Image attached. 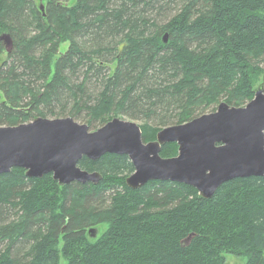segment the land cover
I'll use <instances>...</instances> for the list:
<instances>
[{
  "label": "trees",
  "instance_id": "obj_1",
  "mask_svg": "<svg viewBox=\"0 0 264 264\" xmlns=\"http://www.w3.org/2000/svg\"><path fill=\"white\" fill-rule=\"evenodd\" d=\"M69 1L0 0V33L12 39L0 59V125L84 112L88 126H101L124 114L143 121L146 142L219 99L238 107L253 97L264 0ZM90 82L102 86L95 97ZM159 154L176 155L177 144ZM78 166L101 178L60 186L50 173L0 174V264H225V253L264 264V175L230 179L204 198L170 180L128 187L125 154ZM100 223L108 227L90 237Z\"/></svg>",
  "mask_w": 264,
  "mask_h": 264
},
{
  "label": "water",
  "instance_id": "obj_2",
  "mask_svg": "<svg viewBox=\"0 0 264 264\" xmlns=\"http://www.w3.org/2000/svg\"><path fill=\"white\" fill-rule=\"evenodd\" d=\"M0 40L10 52L9 34L1 33ZM141 134L134 121L118 117L92 130L69 116H39L26 123L0 125V174L19 167L28 177L50 173L60 186L70 181L97 183L100 173L81 169L79 160L125 154L134 168L125 178L128 187L170 180L191 185L209 198L225 181L264 175V73L243 106L220 101L213 111L162 127L154 140L143 142ZM166 142L177 144L176 155L160 156ZM94 232L95 227L88 229L92 238Z\"/></svg>",
  "mask_w": 264,
  "mask_h": 264
},
{
  "label": "rangeland",
  "instance_id": "obj_3",
  "mask_svg": "<svg viewBox=\"0 0 264 264\" xmlns=\"http://www.w3.org/2000/svg\"><path fill=\"white\" fill-rule=\"evenodd\" d=\"M74 2L75 0H70L69 2ZM43 10V9H42ZM168 14L169 13H166L165 14V18H166V16H168ZM152 16V15H151ZM169 17V16H168ZM167 17V18H168ZM159 20H156V21H158V22H162L163 21V19H160V17L158 18ZM1 34V33H0ZM68 47V42L66 41V42H63V43H61V46H60V48H61V51H64L65 50V48H67ZM5 56H6V52L3 50L1 53H0V58L1 59H3V58H5ZM55 58H56V56L54 57V59L52 60V63L54 62V60H55ZM263 68H264V65H263ZM263 73L264 72H262L261 74H259L256 78H255V80H254V86L253 87H257L258 86V84L262 81V75H263ZM80 80V79H79ZM92 82H90V83H86V85H85V88H86V92L88 93V94H91V96H94V95H96L97 94V92H99L100 90H101V88H102V86L101 85H99V86H95V85H93V84H91ZM95 97V96H94ZM3 98V95H2V93L0 92V100ZM220 101L221 100H223V98L222 99H219ZM219 102V101H218ZM72 101L71 100H68L67 101V103H66V107L67 108H70L71 106H72ZM217 105V104H216ZM216 105H213V107L214 108H216ZM244 105V104H243ZM213 107H210V109L211 108H213ZM56 109V108H55ZM210 109L208 108V109H206V112H209L210 111ZM215 110V109H214ZM63 114H65V113H63ZM45 117H47V118H53L55 115H50V114H46V115H44ZM58 116V115H57ZM62 116V115H61ZM37 117V116H36ZM36 117H34V118H36ZM73 118H74V120L75 121H77V122H79V123H85L86 122V119H87V117H86V114L84 113V112H81V114L79 115V116H72ZM117 117L118 118H120V119H123V120H131V121H134L136 124H138L139 126H140V124H142V120H138V119H131V118H129L128 116H126V115H124V114H119V115H117ZM149 122H150V124H155L156 122H157V120H156V117L154 116V118H152V119H150L149 120ZM24 123V122H23ZM99 126V123H97V122H92V124L91 125H89V127H90V129L92 130V129H94V128H96V127H98ZM93 227H95L96 228V233H95V236L93 237V238H95L96 236H98V235H100L107 227H108V223H100V224H97V226H93ZM58 247H60V245L58 246ZM263 256H264V250H263ZM247 261V256H243V255H238V254H236V253H225L224 254V263L225 264H245V262ZM59 264H67V261L64 259V258H62L61 256H60V259H59Z\"/></svg>",
  "mask_w": 264,
  "mask_h": 264
},
{
  "label": "flooded vegetation",
  "instance_id": "obj_4",
  "mask_svg": "<svg viewBox=\"0 0 264 264\" xmlns=\"http://www.w3.org/2000/svg\"><path fill=\"white\" fill-rule=\"evenodd\" d=\"M5 51V50H4ZM6 52V51H5ZM1 59V58H0ZM89 229V228H88ZM87 233H88V231H87ZM96 232H94L93 234H95Z\"/></svg>",
  "mask_w": 264,
  "mask_h": 264
},
{
  "label": "bare ground",
  "instance_id": "obj_5",
  "mask_svg": "<svg viewBox=\"0 0 264 264\" xmlns=\"http://www.w3.org/2000/svg\"><path fill=\"white\" fill-rule=\"evenodd\" d=\"M246 104V103H245ZM161 129V128H160ZM156 136V135H155ZM142 137V136H141ZM154 140V139H153ZM151 141V140H150ZM144 142V141H143ZM146 142H148V141H146Z\"/></svg>",
  "mask_w": 264,
  "mask_h": 264
}]
</instances>
